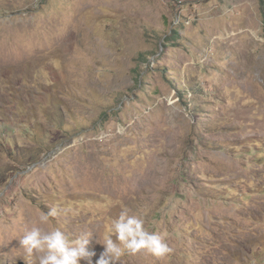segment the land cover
<instances>
[{
  "label": "rangeland",
  "instance_id": "rangeland-1",
  "mask_svg": "<svg viewBox=\"0 0 264 264\" xmlns=\"http://www.w3.org/2000/svg\"><path fill=\"white\" fill-rule=\"evenodd\" d=\"M121 212L171 252L118 264H264V0H0V264Z\"/></svg>",
  "mask_w": 264,
  "mask_h": 264
},
{
  "label": "clouds",
  "instance_id": "clouds-1",
  "mask_svg": "<svg viewBox=\"0 0 264 264\" xmlns=\"http://www.w3.org/2000/svg\"><path fill=\"white\" fill-rule=\"evenodd\" d=\"M251 34L253 39H262L256 32ZM57 215L59 210L53 207L47 213L40 214L38 223L46 225L50 223L51 217ZM111 231L115 233L116 239L114 241L111 235L105 236L103 251L95 264H118L122 257L135 256L141 252L163 259L171 252L159 234L145 229L143 219L128 215L127 212H121L112 222ZM92 238L90 232H85L73 240L58 228L45 231L34 226L19 239V245L25 256L29 260L35 258L38 264H81L82 260L93 264L91 258L96 256V252L88 250Z\"/></svg>",
  "mask_w": 264,
  "mask_h": 264
}]
</instances>
